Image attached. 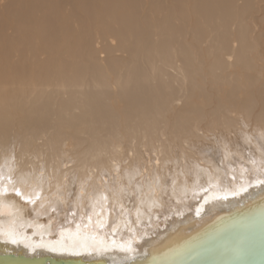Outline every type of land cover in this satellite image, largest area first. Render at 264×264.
<instances>
[{"label": "bare ground", "instance_id": "6f19581e", "mask_svg": "<svg viewBox=\"0 0 264 264\" xmlns=\"http://www.w3.org/2000/svg\"><path fill=\"white\" fill-rule=\"evenodd\" d=\"M145 1L0 0V256L115 264L264 193V0Z\"/></svg>", "mask_w": 264, "mask_h": 264}, {"label": "water", "instance_id": "95a60500", "mask_svg": "<svg viewBox=\"0 0 264 264\" xmlns=\"http://www.w3.org/2000/svg\"><path fill=\"white\" fill-rule=\"evenodd\" d=\"M193 227L190 226L189 231ZM176 232L167 242L163 241L166 237L163 238L160 241L163 245L159 243L140 253L136 251L137 255L115 264H264V193L223 210L214 220L190 235L175 238ZM4 261L17 264H86L82 259L50 255L37 258L12 254L0 256V264ZM89 264L110 263L91 261Z\"/></svg>", "mask_w": 264, "mask_h": 264}, {"label": "rangeland", "instance_id": "374dc122", "mask_svg": "<svg viewBox=\"0 0 264 264\" xmlns=\"http://www.w3.org/2000/svg\"><path fill=\"white\" fill-rule=\"evenodd\" d=\"M47 1H49V8L51 9V8H55L56 7V1H57V3H60L61 5H62V8L64 7V8H70V6L68 5V0H46V2ZM26 2H27V0H26ZM151 3H152V5H151ZM164 3H165V0H146L145 1V3H142L141 5H142V7H140L139 8V12H140V14H144V13H146V12H148L149 10H148V6H150L151 5V7L152 8H154L156 11H161V9H162V6L164 5ZM50 4L52 5V6H50ZM1 5H5V4H1ZM0 5V10H3V6H1ZM77 5V4H76ZM2 7V8H1ZM62 9V12L64 13L65 12V9ZM79 10V7L78 6H76V11H78ZM174 12L175 11H167L166 13H165V15H164V17H163V19L164 20H166V21H169L170 19H172L173 17H174ZM79 14V13H78ZM262 11H260L258 14H254L256 17H260V16H262ZM71 15V14H70ZM83 15V16H82ZM81 16V17H80ZM78 17H80V19H78ZM78 17H77V20H79V21H82V19H84V13L83 14H79L78 15ZM8 18V17H7ZM69 18H71V19H73L74 18V16H72V17H69ZM61 27H63V26H61ZM71 45V44H70ZM59 49H57V51H56V53H57V55H55V57H52L53 59H54V62L56 61V60H58V58H59V54H62V53H59V51H58ZM61 59H62V57H61ZM53 62V63H54ZM59 62H61V61H59ZM51 63V62H50ZM60 65V64H59ZM62 67V65H60V68Z\"/></svg>", "mask_w": 264, "mask_h": 264}, {"label": "snow or ice", "instance_id": "6c2138e0", "mask_svg": "<svg viewBox=\"0 0 264 264\" xmlns=\"http://www.w3.org/2000/svg\"><path fill=\"white\" fill-rule=\"evenodd\" d=\"M197 214H199V210L197 211ZM11 242H12V243H17V240L12 239Z\"/></svg>", "mask_w": 264, "mask_h": 264}]
</instances>
